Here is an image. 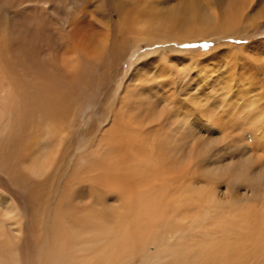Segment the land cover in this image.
<instances>
[{"label":"bare ground","instance_id":"1","mask_svg":"<svg viewBox=\"0 0 264 264\" xmlns=\"http://www.w3.org/2000/svg\"><path fill=\"white\" fill-rule=\"evenodd\" d=\"M141 6V0H0V264H127L122 255L132 244L139 255L150 244L138 243L142 228L155 224L169 202L161 163L171 170L191 154L187 137L174 138L171 130L187 132L191 123L172 109L175 101L144 87V75L155 78L148 62L120 77L133 36V46L142 39L155 44L152 26L141 25ZM92 105L99 106V122L80 131L78 122ZM124 150L136 162L124 165ZM189 192L185 187L176 205H187ZM121 200L128 216L123 227L111 212L122 211ZM22 205L31 211L29 224ZM231 221L245 220L239 214ZM258 232L249 235L262 243ZM180 250L170 264L190 263L189 252ZM203 255L213 264L211 257L223 252Z\"/></svg>","mask_w":264,"mask_h":264},{"label":"rangeland","instance_id":"2","mask_svg":"<svg viewBox=\"0 0 264 264\" xmlns=\"http://www.w3.org/2000/svg\"><path fill=\"white\" fill-rule=\"evenodd\" d=\"M189 2L191 5L187 6ZM141 5V25L152 26L155 44L149 46L142 39L139 46H133V36L132 47L119 69L120 77L131 75L148 62L155 78L150 73L144 75V87L163 99L175 101L172 109L178 108V113L191 118V131L173 128L171 134L174 138L187 137L186 146L191 152L188 156L192 157H177V167L171 170L161 163V177L169 186L165 187L169 192L168 207L160 210L155 224L142 228L144 241L139 239L138 243L142 246L150 242L145 250L139 255L132 244L127 255L121 254L128 257L127 264H170L173 256L176 259L182 255L180 249H186L189 258L192 256L189 264H210V257L203 253L208 251L209 256L221 251L225 258L211 257L213 264H234L238 256L243 263L255 264V257L264 264V0H141ZM92 106L78 122L80 131L86 132L99 122V106ZM101 124L106 125V120ZM83 140H79V145ZM80 150L76 148V153ZM124 151L121 156L117 154L121 160L124 158V165L136 162L135 154ZM114 159L113 162L118 161ZM117 180L116 176L112 179L114 184ZM185 187L190 191V200L182 207L176 205L175 198ZM249 190L256 192V197L243 199L244 193H252ZM121 205L122 211H111L119 227L128 218L122 200ZM20 214L29 224L31 211L26 205L21 206ZM239 214L244 223L233 224L231 218ZM256 230L262 243L249 235ZM113 236L116 239L114 229ZM172 245H177L173 248L176 251ZM255 247L257 253L253 252ZM116 261H121L120 256Z\"/></svg>","mask_w":264,"mask_h":264}]
</instances>
